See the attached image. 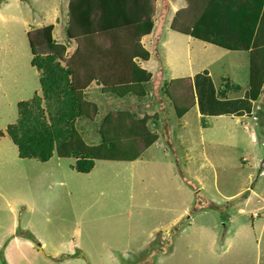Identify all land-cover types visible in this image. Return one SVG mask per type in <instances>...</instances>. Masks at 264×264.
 Wrapping results in <instances>:
<instances>
[{
  "label": "rangeland",
  "instance_id": "1",
  "mask_svg": "<svg viewBox=\"0 0 264 264\" xmlns=\"http://www.w3.org/2000/svg\"><path fill=\"white\" fill-rule=\"evenodd\" d=\"M120 1L112 9L123 7ZM152 1L139 4L147 8L151 20ZM162 1L169 2L170 13L160 16V38L146 37L144 48L150 58L144 60L137 55L142 23L103 37L108 48L79 37L71 59V48L66 53L39 45L44 36L40 29L50 25L55 26L57 44L67 40L70 0H0V264H180L176 256L196 264L205 256L209 261L225 258L221 264H264V71L252 83L249 76H258L260 68L254 64L252 74L245 53L181 35L175 22L185 11V0L157 3ZM207 2L210 6L212 0ZM204 11L205 5L193 9V17L198 19ZM28 33L37 44L34 55L56 53L74 69L70 80L78 98V117L70 123L72 140L45 163L19 159L6 133L17 121L18 105L41 92L42 74L31 64ZM71 42L64 45L69 48ZM79 56L85 61L77 70ZM203 70L209 71L215 89L223 79L238 89L228 92L227 100L250 89L251 118L198 115L191 83ZM140 72L149 80L143 81ZM94 78L117 93L110 105L100 101L98 117V111L96 117H86L88 106L92 110L96 104L91 95L89 103L88 95L79 93ZM182 78L186 93L172 85L176 92L172 96L178 98L171 100L170 81ZM127 82L139 83L131 87L134 95L121 99L118 93H133L117 86ZM42 108L47 119V107ZM116 127L123 130L114 136L111 129ZM148 128L154 137L145 135ZM153 138L155 146L149 142ZM73 153L92 156L95 166L89 175L71 169L76 161ZM199 205L206 209L198 210ZM205 212L210 213L206 219ZM189 220L201 222L192 229L209 224V229L185 239L187 256L198 254L191 261L178 248L169 249L167 238L160 244L158 233H153L165 223L176 226ZM227 232L230 240L223 244ZM168 233L172 234L171 228ZM15 240H27L29 245H14ZM16 246L23 259L11 255ZM231 249L234 252L228 254Z\"/></svg>",
  "mask_w": 264,
  "mask_h": 264
},
{
  "label": "trees",
  "instance_id": "2",
  "mask_svg": "<svg viewBox=\"0 0 264 264\" xmlns=\"http://www.w3.org/2000/svg\"><path fill=\"white\" fill-rule=\"evenodd\" d=\"M118 1L120 0H70L69 20L71 23L68 27L67 40H74L76 43L79 37L93 39L92 42L95 44L104 43L108 48L109 43L102 40L103 37L109 35L113 37V30L128 28L131 23H142L137 34V55H141V59L143 57L144 60H148V52L141 47L140 41L151 34L155 21L147 16V8L139 6L143 0H121L119 3L123 7L112 9L115 6L113 3ZM207 1L185 0L188 9L180 14L175 22V28L181 29V35L199 42L225 51L247 54L259 23L264 0H212L210 6ZM203 5L206 11L195 19L193 9L201 10ZM88 8L92 15L88 14ZM40 30L44 36L39 45H51L52 48L64 52L65 46L56 45L52 38V26H46ZM31 35V33L27 34L33 56L31 64L42 74L41 92L36 94L32 100L18 105L17 121L7 128L6 133L18 149L19 159L45 163L55 156L58 147L72 140L73 129L70 123L78 117V98L74 96L76 88L71 82L74 69L64 64L56 53L45 56L34 55L37 44ZM81 54L84 55V53ZM79 57L82 61H78V65L72 60V66L76 65L77 70L81 68V62L85 61L84 57ZM131 58L136 57L131 56ZM136 68L130 71L132 77ZM142 74L144 75L142 80L148 81L150 76ZM94 76L88 75L89 78ZM227 80L223 79V84L217 90L207 71H201L194 76L192 92L201 117L251 118L253 105L247 92L237 99H226L228 92L238 91ZM99 82L98 85L106 88L112 87L106 86L102 81ZM138 83L127 82L122 86H137ZM43 106L47 107V119ZM73 158L76 161L71 169L78 175H89L94 170L95 163L91 155L82 156L79 153H73ZM213 208L216 209L215 206Z\"/></svg>",
  "mask_w": 264,
  "mask_h": 264
},
{
  "label": "crops",
  "instance_id": "3",
  "mask_svg": "<svg viewBox=\"0 0 264 264\" xmlns=\"http://www.w3.org/2000/svg\"><path fill=\"white\" fill-rule=\"evenodd\" d=\"M164 5L163 7H165V9L164 10H162L161 8H160V5ZM187 8V4H186V2H185V8L184 9H186ZM168 12V15H169V13H170V5H169V2L168 1H162L160 4H158L157 3V0H155L154 1V15H153V21H155V23H154V27H153V29H152V31H151V34L150 35H148V36H146V37H149V36H154V41L155 40H157V39H159L160 38V36H161V34H162V29H161V27H160V25H159V21H160V16H162V18H164L165 17V14ZM173 12H174V14L176 13V11L175 10H173ZM157 19H158V23H157ZM50 26H52L53 27V31H52V38H53V33H54V31H55V26L54 25H50ZM146 37H143L142 39H141V41H140V45H141V47L146 51V52H148L145 48H144V42L146 41ZM171 39H173L172 37H171ZM192 39V38H191ZM54 40V39H53ZM64 41L65 40H63V42L62 43H59V44H57L55 41V44L56 45H61V46H65L64 45ZM72 41H74V40H72ZM69 42H71V41H69ZM203 43V42H202ZM75 41L74 42H71V44H67V45H69L70 47L68 48V47H66L65 49H66V53H67V51L69 52V50H70V48H71V51H72V54H70L71 55V57L74 55V53L77 51V46H75ZM205 45H208V44H206V43H204ZM155 46H156V44H155ZM208 46H212V45H208ZM207 46V47H208ZM67 55H69V54H67ZM148 55H149V52H148ZM247 55V58H248V60H249V69L251 70V73L253 74V70L255 69V68H260V70H259V75L258 76H256V77H252V76H249V79H250V81H252V83H254V81H257L259 78H260V76H261V74L263 73V71L264 70H262L261 69V65H260V62L262 61V60H264V5H263V9H262V12H261V16H260V19H259V23H258V25H257V28H256V31H255V35H254V38H253V42H252V44H251V47H250V50H249V52L246 54ZM257 57V59L255 60V62H250V61H252L253 60V57ZM149 58H150V55H149ZM225 60H227V58L225 59ZM188 61H189V58H188ZM254 61V60H253ZM254 64H255V68H254ZM263 69H264V63H263ZM203 71H207L208 73H209V71L208 70H203ZM189 72H191V71H189ZM226 72H227V70H226ZM227 74H229V72H227ZM209 75H210V73H209ZM190 76H192V73H191V75ZM211 76V75H210ZM96 80V81H95ZM99 82V80H97L96 78H94L93 79V82L91 83V84H89V86H88V88L84 91V92H82L81 93V95H88V98H89V103H92L91 101V97H90V95L92 96V99L94 100V103L96 104L95 105V107H93V109L91 110V107L90 106H88V109H86V111H85V114H84V116H86V117H90L91 116V114H97V111H98V115H97V117L99 116V105H100V101L101 100H104V102L107 104V105H110V104H112V100H110V98H111V96L112 95H115L117 92L115 91V94H113L114 93V91H113V89H109L110 87H108V88H106V87H104V86H102V85H98V84H96V82ZM185 82H186V79L185 78H182V79H177V80H171L170 81V86L168 87V88H171V94H170V96H169V98L171 99V100H174V99H177L178 97L177 96H172V95H174V93H176L175 92V90H173L172 88V85L174 86V88H178L179 89V91L180 92H182L183 94L184 93H186V85H184L185 84ZM100 83V82H99ZM175 83V84H174ZM184 83V84H183ZM231 84V83H230ZM191 85H193L192 83H191ZM191 85H190V90H191ZM130 86V87H129ZM134 85H127V86H120V88L121 89H124V90H130V92H133V89H131V87H133ZM184 87V89L182 90L181 89V87ZM184 91V92H183ZM244 92H248V94H250V89H248L247 88V90L246 91H244ZM262 92H264V90L262 91ZM38 93H40V91L38 92ZM190 94V93H189ZM80 95V96H81ZM130 95H134V92L133 93H126V92H121V93H118V97L119 98H121V99H128V97L130 96ZM117 96V95H116ZM238 97H241V96H238ZM192 98V94H190V99ZM83 100H85V98H83ZM193 101V100H192ZM154 103L152 102V107H151V113L153 114V109H154V105H153ZM146 108H148V107H146ZM90 110H91V112H90ZM198 112V111H197ZM96 114H95V117H96ZM199 115V114H198ZM227 119V118H226ZM121 122V121H120ZM96 125H99V123L97 124V122L95 123ZM124 124V123H123ZM122 126V125H121ZM122 130H123V127H121V128H119V127H116V129H111V132H112V135H114V136H116V135H119V134H121L122 133ZM148 130L149 131H145V135L146 136H148V137H150L151 136V134H153L152 133V131L148 128ZM153 137H154V134H153ZM102 138H103V140L105 139V137H101V140H102ZM147 137H144V139H146ZM108 140H107V137H106V142H107ZM146 141H148V138H147V140ZM150 141H152V142H154L155 143V138H153V139H151V140H149V142ZM112 144V143H111ZM158 143H155L154 144V146L155 145H157ZM153 146V147H154ZM61 147H58L57 149H60ZM57 154V155H56ZM55 155L56 156H58V153H57V150L55 151ZM208 204V203H207ZM207 204L205 205V206H207ZM210 204V203H209ZM205 206H203V205H199L198 207H197V209L198 210H203V209H206V207ZM212 206H214V205H212ZM216 207V206H215ZM213 209H215V208H213ZM218 208L216 207V209L215 210H217ZM173 211H175V210H173ZM208 215H210V213H206L205 212V214H204V219H206L207 217H209ZM196 217H198V216H200V213L199 214H197V215H195ZM199 223H201V222H199ZM199 223H194V224H192V222H190V220L189 221H187L186 223H182V222H180V223H178L176 226H174V224H172V223H165L162 227H159V228H157V229H155L154 231H153V233H158V235H159V242H160V244H162L163 242H165V240H166V238L168 239V242L169 243H171V245H168V248L169 249H171V246H172V248L174 247V248H178L179 250H180V253H184V257H185V259H187L188 261H191L195 256H197L198 254L196 253V252H194L195 253V256H193V257H188L187 256V253H188V251L184 248V246L186 245V243H185V239L186 238H194V237H196V235H197V233L199 232V231H201V230H204V229H209V224L208 223H205L204 225H205V227H201V228H194V229H192V227L194 226V225H196V224H199ZM171 228V230H172V234L171 235H169V233H168V230ZM211 233L212 232H207V235H211ZM2 235H6V233L5 234H2ZM233 235H234V232L232 231V233H231V240H233ZM227 236H229V233L227 232L226 234H225V236L222 238V239H224V242L222 241V243L223 244H228V242H229V238L227 237ZM13 244L14 245H20V244H23V245H25V246H28L29 245V242L27 241V240H22L21 241V243H20V241H14L13 242ZM15 248H17V250H13L12 251V256L14 257V258H17V259H20V258H22L23 259V255H22V253H21V250H20V248H18L17 246L15 247ZM234 252V250L233 249H231V251L230 252H228V254H230V253H233ZM22 256H21V255ZM163 256H166L165 254H163ZM166 258H167V260H169V261H171L172 259H173V257H171V256H166ZM179 262H182V260H181V258H180V256H176L175 257ZM208 257L207 256H205V257H203L202 259H201V261L199 262V264H221L224 260H225V258H217V257H214L212 260H215V261H209L208 259H207ZM155 261V260H154ZM156 262V261H155ZM180 264H196L195 262H193V261H191V262H187L186 260H184V262L183 263H180Z\"/></svg>",
  "mask_w": 264,
  "mask_h": 264
},
{
  "label": "bare ground",
  "instance_id": "4",
  "mask_svg": "<svg viewBox=\"0 0 264 264\" xmlns=\"http://www.w3.org/2000/svg\"><path fill=\"white\" fill-rule=\"evenodd\" d=\"M175 84V83H174ZM176 90H179L178 88H175ZM184 92V91H183ZM179 263H183V261L182 262H179Z\"/></svg>",
  "mask_w": 264,
  "mask_h": 264
},
{
  "label": "clouds",
  "instance_id": "5",
  "mask_svg": "<svg viewBox=\"0 0 264 264\" xmlns=\"http://www.w3.org/2000/svg\"><path fill=\"white\" fill-rule=\"evenodd\" d=\"M255 217H256V215H255Z\"/></svg>",
  "mask_w": 264,
  "mask_h": 264
}]
</instances>
